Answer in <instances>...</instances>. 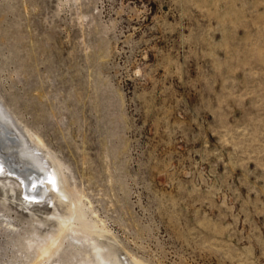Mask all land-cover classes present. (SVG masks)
Wrapping results in <instances>:
<instances>
[{
  "label": "rangeland",
  "instance_id": "obj_1",
  "mask_svg": "<svg viewBox=\"0 0 264 264\" xmlns=\"http://www.w3.org/2000/svg\"><path fill=\"white\" fill-rule=\"evenodd\" d=\"M0 101L65 180L0 162V264H264V0H0Z\"/></svg>",
  "mask_w": 264,
  "mask_h": 264
},
{
  "label": "bare ground",
  "instance_id": "obj_2",
  "mask_svg": "<svg viewBox=\"0 0 264 264\" xmlns=\"http://www.w3.org/2000/svg\"><path fill=\"white\" fill-rule=\"evenodd\" d=\"M30 138L35 142L32 135H30ZM38 143L42 142L38 140ZM45 159L34 146L29 144L26 136L18 128L0 101V162L2 164H8L10 170L18 173L27 188L30 185L32 186L40 183L38 190L35 191L39 198L45 197L47 187H57L62 181L65 183L63 176H61V173L59 172V168L57 169L53 166L52 168H48ZM28 191L31 190L28 189ZM31 194L33 193L31 192ZM73 200L76 199L73 198ZM74 203L75 207L72 208L70 216L60 218L61 230L63 232H78L81 230L78 226L81 225L90 230L102 231L101 228H98L87 221L85 210L78 205L79 201L77 200ZM85 237H87V240L92 245L95 257L84 260L82 264H122L117 258L111 260L108 255L104 253L105 246L98 244L93 237ZM90 240L92 242H90ZM57 244H59V237L47 240L45 243L43 242L40 244L38 246L40 256L49 254L52 248ZM136 264L140 263L137 262Z\"/></svg>",
  "mask_w": 264,
  "mask_h": 264
}]
</instances>
